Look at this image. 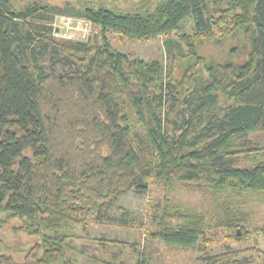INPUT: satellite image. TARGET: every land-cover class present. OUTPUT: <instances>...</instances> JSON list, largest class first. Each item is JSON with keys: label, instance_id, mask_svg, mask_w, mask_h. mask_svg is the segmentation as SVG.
I'll list each match as a JSON object with an SVG mask.
<instances>
[{"label": "trees", "instance_id": "trees-1", "mask_svg": "<svg viewBox=\"0 0 264 264\" xmlns=\"http://www.w3.org/2000/svg\"><path fill=\"white\" fill-rule=\"evenodd\" d=\"M136 4L126 11L103 0H0V230L10 223L15 235L0 238V264H80L67 255L83 237L78 228L99 222L130 189L141 195L154 184L196 183L239 210L264 197V158L236 144L264 132V0ZM61 15L98 32L57 38L52 22ZM173 31L179 40L166 41L167 69L110 39ZM210 38L233 44L222 57L199 53ZM200 63L207 79L195 86ZM149 207V235L169 244H198L214 220L168 197ZM254 229L264 233V226ZM237 257L225 252L202 261L239 264ZM135 264H148L147 257Z\"/></svg>", "mask_w": 264, "mask_h": 264}, {"label": "rangeland", "instance_id": "rangeland-1", "mask_svg": "<svg viewBox=\"0 0 264 264\" xmlns=\"http://www.w3.org/2000/svg\"><path fill=\"white\" fill-rule=\"evenodd\" d=\"M103 1L111 8L127 11L136 7L139 0ZM62 17L67 16H56L52 22L54 35L57 38L86 40L89 33L96 34L98 32L97 29L82 20H73L66 24L61 20ZM190 27L191 21L186 20L183 23V29L191 32ZM213 34L215 38L218 37L217 30H214ZM178 35V31H173L155 38L135 40L111 33L110 39L120 51L144 59H159L167 69L169 64L167 54L170 49H168L166 41L177 42ZM228 40L215 44L210 38L199 46V53L222 57L221 55L226 51L228 45L233 44L232 40ZM181 46L185 54L187 48L184 43ZM197 70L195 86H200L206 81L207 75L201 63L198 64ZM55 72L62 73L60 64L55 66ZM236 144L237 150L242 149L243 146H249L252 148V153L258 152L260 158H264V132L249 133ZM243 155H245L244 152ZM240 164L247 165L248 163L247 160L241 159ZM165 197L208 217L213 216L212 223L214 225L212 224V227L207 229L205 237L198 244L194 246L169 244L149 235L155 230V223L153 217L150 216L151 209L150 207L148 209V206H159ZM260 197L252 199L239 210L229 204L224 194H216V191L208 186L196 183L179 184L173 189L154 184L148 193L141 195L135 194L133 189H130L119 195L108 210L99 216V222H90L86 226L78 228V233L83 237L76 241L77 250H69L67 255L80 264H135L140 254L147 257L148 264H203L202 260L206 255L236 252L238 256L236 262L239 264H261L264 259V233L261 231L255 233L257 230L254 229L264 226V197ZM2 216L3 213L0 212V219L3 218ZM229 218H239L240 221L237 223L244 229H240L238 224L234 227L227 226L226 220L228 221ZM4 225L0 230V238L15 239V235L11 233V224L6 225L5 223ZM252 229L254 230L252 231ZM241 230H244L246 234L240 236ZM234 233H237V236L241 238L234 237ZM18 242L24 243L19 247L23 250L26 241L22 238ZM4 243L0 239V248ZM20 253L21 251H19V255Z\"/></svg>", "mask_w": 264, "mask_h": 264}, {"label": "built area", "instance_id": "built-area-1", "mask_svg": "<svg viewBox=\"0 0 264 264\" xmlns=\"http://www.w3.org/2000/svg\"><path fill=\"white\" fill-rule=\"evenodd\" d=\"M61 20H63L64 22H66V24H69L70 22H72L73 20H81V19H73L70 17H62ZM84 23H86L85 20H82Z\"/></svg>", "mask_w": 264, "mask_h": 264}]
</instances>
